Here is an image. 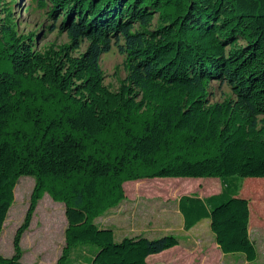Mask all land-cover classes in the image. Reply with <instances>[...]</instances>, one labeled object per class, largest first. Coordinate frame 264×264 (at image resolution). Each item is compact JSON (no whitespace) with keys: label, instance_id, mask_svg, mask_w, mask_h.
Here are the masks:
<instances>
[{"label":"trees","instance_id":"16d2710c","mask_svg":"<svg viewBox=\"0 0 264 264\" xmlns=\"http://www.w3.org/2000/svg\"><path fill=\"white\" fill-rule=\"evenodd\" d=\"M41 1L67 43L38 49L0 2V234L18 179L35 180L0 264H24L20 238L45 192L67 220L56 264L72 249L91 264H149L177 236L117 240L96 218L127 199L125 182L165 177L218 178L216 193L179 197L183 227L208 218L223 254L253 261L245 191H264V0ZM113 45L128 71L116 90L100 66ZM215 81L232 96L211 101Z\"/></svg>","mask_w":264,"mask_h":264},{"label":"rangeland","instance_id":"374dc122","mask_svg":"<svg viewBox=\"0 0 264 264\" xmlns=\"http://www.w3.org/2000/svg\"><path fill=\"white\" fill-rule=\"evenodd\" d=\"M0 2L8 3L7 7L12 9L18 33H32V36H36L34 43L38 49L50 45L58 46L69 41L65 32L48 30L51 19L47 15L48 7L41 0ZM2 17L6 22V16ZM85 46L82 45L80 51ZM100 66L104 84L111 90H116L128 73L125 54L115 45L101 55ZM210 89L211 101H221L232 96L230 88L217 81L211 84ZM34 184L32 176H21L14 187V200L0 234L2 256H11L14 253L13 238L26 215ZM220 188L221 183L215 177H165L125 182L127 199L98 216L96 222L113 228L117 240L125 235L142 232L150 237L168 233L177 236L181 245L148 257L149 264H264V191H259L257 185L252 187V190L247 188L250 192L245 191L252 209L249 233L257 249V256L253 261L245 260L241 252L223 254L215 243V235L210 229L208 218H202L188 230L184 229L183 218L177 205L179 197L182 194H198L205 197L218 192ZM66 228L63 202L54 200L45 192L38 200L29 225L20 238V255L24 264H56L66 243ZM81 253L79 250L80 255ZM88 253H83L74 262L77 253L72 249L68 263L91 264Z\"/></svg>","mask_w":264,"mask_h":264},{"label":"crops","instance_id":"0c3cea01","mask_svg":"<svg viewBox=\"0 0 264 264\" xmlns=\"http://www.w3.org/2000/svg\"><path fill=\"white\" fill-rule=\"evenodd\" d=\"M5 222V221H4ZM144 232H142V234H143ZM139 234V233H138ZM114 235H115V232H114ZM178 245H180V244H178ZM178 245H176V246H174V247H172V248H169V249H166V250H170V249H173V248H176ZM166 250H164V251H166ZM164 251H162V252H164ZM162 252H160V253H162ZM76 256H80L79 255V250L78 249H76ZM160 253H157V254H160ZM157 254H152V255H149L148 257H151V256H156ZM148 257H147V261H148ZM244 259H245V257H244ZM246 260V259H245ZM23 262V261H22ZM149 262V261H148ZM24 263V262H23Z\"/></svg>","mask_w":264,"mask_h":264},{"label":"bare ground","instance_id":"6f19581e","mask_svg":"<svg viewBox=\"0 0 264 264\" xmlns=\"http://www.w3.org/2000/svg\"><path fill=\"white\" fill-rule=\"evenodd\" d=\"M16 193V192H15ZM16 195V194H15ZM4 229V228H3ZM3 237V236H2ZM2 239V238H1Z\"/></svg>","mask_w":264,"mask_h":264}]
</instances>
